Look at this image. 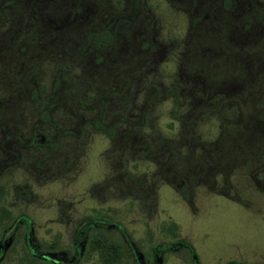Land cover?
<instances>
[{
	"label": "rangeland",
	"instance_id": "rangeland-1",
	"mask_svg": "<svg viewBox=\"0 0 264 264\" xmlns=\"http://www.w3.org/2000/svg\"><path fill=\"white\" fill-rule=\"evenodd\" d=\"M129 1L107 0L111 6L108 10L113 12L116 4L122 5L120 9L125 8ZM176 2L173 5L168 0H144L142 7L148 11L145 15L148 20L135 17L138 31L146 34L150 41L152 38L155 49L148 63H134L133 69L139 71H134V77H130L132 90L128 85L126 91L135 94L138 83L141 88L152 83L154 97L146 114L142 113L143 109L141 113L139 110V106L148 101L143 100L148 95L145 89L136 94L135 99L133 95L129 109L119 114L129 123H121L123 134L114 144L115 152L118 151L120 158H125L120 159V176L113 173L112 165L104 157L112 153L113 144L109 148L108 140L100 132L84 131L85 135L81 137L87 140L82 160H86L87 165L82 172L77 170L69 177L40 185L27 179L36 199L23 208L19 203L16 209L23 210L32 218L35 235L44 241L55 237L61 243L67 241L73 222L90 213L91 209L98 208L122 226L138 251L146 254L150 247L153 251L158 250L162 259L160 264H224L230 260L264 264V173L253 170L255 163L238 153L249 151L259 143L240 136L217 140L222 134H227L239 109L241 112L248 110L247 104L240 105L239 99V103L236 101L237 110L232 104L233 96L249 103L253 119L257 111L264 110V88L259 87V81L264 77V38L254 46L251 45L257 32L248 37L251 41L247 40L243 45L231 37L227 41L219 38L217 42L218 36H212L216 32L215 26L209 25L211 21L208 18H197V24L190 28L192 12L187 11L184 2ZM234 6L233 13L239 16L248 14L252 5L251 0H241L234 2ZM253 8H256L253 14L262 16L259 19L264 20V0H255ZM263 23L261 21L262 26L255 29L263 30ZM219 31L220 28L217 29ZM232 32L228 31L229 34ZM248 46L253 49L247 50ZM55 53L41 56L31 64V76L37 81L38 88L40 83L49 84L51 74L53 76L57 71L74 79L83 78L79 76L81 73L74 59L64 61L66 56ZM124 57L121 51L120 61H130L129 57ZM216 60H219L218 64ZM6 64H0V71ZM206 80L210 82L206 83ZM112 84L106 82V89L113 88ZM173 89L175 92H171ZM246 90L257 91L256 96L252 93L248 98ZM193 114L197 115L187 129L184 127L186 120ZM83 115L76 118L73 114V123L81 124ZM242 115L238 127L244 131L247 130V121ZM102 116L105 123L110 121L107 115ZM41 118H44L43 115ZM74 128L77 130V127ZM241 129L234 132L241 134ZM125 133L130 134L127 139L122 138ZM188 134L193 136L189 137L191 145L186 138ZM160 142H171L176 147L165 155V149L164 152L160 149L163 148ZM124 143L128 148L127 154L120 153L125 148L122 147ZM198 143L210 144L211 151L218 149L217 143H220L227 150L222 151L223 154H200L197 152ZM233 147L237 153L230 150ZM191 149L192 153H189ZM184 156L186 159L180 165ZM206 158L212 161L207 170L196 174L184 170V163L188 162L189 166L196 168L197 163ZM220 172H227L226 176L216 174ZM8 175H3V178L8 179ZM102 179L106 184L108 179L112 183L98 193L92 187ZM113 181L119 189L115 195ZM59 201L71 203V220L68 223L58 219ZM171 223L175 225V238L169 227ZM177 239L193 248V258L182 246L169 248ZM79 264L100 263L94 254H89ZM120 264H134L123 242Z\"/></svg>",
	"mask_w": 264,
	"mask_h": 264
},
{
	"label": "flooded vegetation",
	"instance_id": "flooded-vegetation-1",
	"mask_svg": "<svg viewBox=\"0 0 264 264\" xmlns=\"http://www.w3.org/2000/svg\"><path fill=\"white\" fill-rule=\"evenodd\" d=\"M58 1L71 3L69 9L58 13L55 9ZM0 3L5 8L0 5V34L7 39L0 42L1 63L15 62V69L26 56L36 61L56 51L55 55L66 56L64 61L74 59L76 65L84 62L85 66H90L83 76V89L74 90L79 93L80 107L71 104L73 91L69 89L72 88L73 77L61 78L60 74H55L49 84L40 83L38 88L34 76L26 81L18 70L15 74L3 73L4 69L0 71V264H79L88 256L87 236L83 231L86 225L115 231L116 240L120 246L125 243L134 264H160L162 259L158 250L153 251L150 247L146 254L138 251L130 237L122 233V226L101 209H91L90 213L76 219L69 239L62 243L58 237L50 241L39 239L35 235L32 218L23 210L16 209L19 203L23 208L36 199L27 179L40 185L69 177L77 170L82 172L87 165V161L82 160L87 140L81 137L85 135L84 131L100 132L108 140L109 148L113 144L112 153L104 157L112 165L113 173L120 176V155L114 148L120 136V122L115 116L122 97L118 76L121 51L126 59L130 54L127 46L136 45L140 33L132 23L136 22V13L130 10L121 15L120 11L125 8L120 9L121 4H116L113 6L112 24L106 25L105 17L111 16L107 0H0ZM15 3L18 9H12ZM42 3H49L48 11L40 10ZM75 3L82 7L80 14L71 8ZM125 17L130 19V25L123 26L128 29L129 40L121 32L120 22ZM99 32L107 35L108 41L103 37L95 40L96 36L92 34ZM74 34H77L76 41H72ZM46 35L51 40L41 42V37ZM144 40L146 45L142 49L140 43ZM46 49H50L49 53L42 55L41 50ZM154 49L152 38L150 41L146 34L143 35L137 49L132 48L129 55L130 77L134 75V63H148ZM138 54L142 58L136 59ZM108 81L113 83V88L106 89ZM73 108H79L76 110L84 114L83 127L73 123ZM102 114H113V117L108 116L110 121L105 123ZM5 174H9L8 179L3 178ZM104 179L92 187L96 192L101 193L112 183L108 179L106 184ZM112 185L115 195L119 189L116 182L113 181ZM58 209L59 221L68 223L71 220V203L59 201Z\"/></svg>",
	"mask_w": 264,
	"mask_h": 264
},
{
	"label": "trees",
	"instance_id": "trees-1",
	"mask_svg": "<svg viewBox=\"0 0 264 264\" xmlns=\"http://www.w3.org/2000/svg\"><path fill=\"white\" fill-rule=\"evenodd\" d=\"M143 1L144 0H130L129 1L130 3L129 2L126 3L125 10L120 11L121 15L123 14V12H128V11L132 10L133 12L136 13V17L140 16V17H143L144 20L145 19L148 20V18H146V16H145L148 13V11L145 10L144 6L142 7ZM168 1L170 3H172L173 5H175L177 3L176 0H168ZM236 1H241V0H184V1H182V4L184 2L183 6L185 5V7L187 8V11L192 12V17L190 18V28H191V26H194L197 24V18H201V19L202 18H205V19L208 18L209 21H211V23H209V25L215 26L216 32L215 33L212 32L213 34L212 33L211 34H212V36H214V35L218 36L217 42H218L219 38L223 39V40L225 39V41H227V38L229 40V37H231L233 40L241 42L240 44L243 45V43H245L248 40V37H251V35H253L254 33L257 32L258 33L257 37L253 41L254 43L251 46L258 45L260 43V41H262L264 38V23H263V27H262L263 30L260 29L261 31H258L255 28H256V26L261 25V21H264V20L259 19L262 16L259 17L258 14L257 15L253 14L255 9H256V8H253L255 0H251L252 6L248 9L249 13L248 14L247 13L241 14L239 16H235L233 13V10L235 9L234 2H236ZM244 1H249V0H244ZM242 2H243V0H242ZM56 3H55V9L58 13L69 9V6L71 4V3L65 2V1H58V4H56ZM48 4L45 5V3H42L40 5V10L41 11H48V9H49ZM182 4H181V6H182ZM0 5H2V4L0 3ZM4 5H5V3H4ZM16 5H17V3H15V6L12 7V9H18V6L16 8ZM74 6L75 7H71L73 11L75 10V11L79 12L80 9H82V7L77 6L76 3L74 4ZM89 6H92V5L89 3ZM142 8H144V10H142ZM2 9H5L3 7V5H2ZM207 11H208V14L205 15L207 13ZM217 14H220V15H217ZM110 15L111 16L105 17L106 25L112 24V18H113L112 12L110 13ZM242 20H244V21H242ZM129 21H130L129 17H125L120 22V24L122 26L121 32L125 33V34H122V36H124L125 39H127V40H129V34H128L129 32H128V29L123 28V26H125V27L129 26L130 25ZM132 23H134V25H135L134 27H137L136 22H132ZM218 28H220L219 32H217ZM136 29L138 31L139 28L137 27ZM229 30H231V32L232 31L233 32L229 34L228 33ZM58 33H59V31H58ZM211 34H210V36H211ZM76 35L77 34H74L72 36V41L78 40V39H76ZM92 35L96 36L95 40L103 37V39H106L108 41V36L105 34H101L100 32L92 34ZM142 36L143 35H141L140 33L137 35L135 49H137V45L139 44V42H141ZM3 37H4V35L0 34V42L4 41ZM45 38L41 37L40 41L43 42V41L51 40V38H48V35H46ZM4 39H5V41L7 40L6 36L4 37ZM200 40H203V39H200ZM248 41H251V40L249 39ZM145 45H146L145 40L142 41V43H140V47L142 49L145 48ZM152 45H153V42H152ZM251 46H248V48H246V49L247 50H249L250 48L253 49ZM132 48H133V46L131 48H128V46H127L128 53L132 51ZM46 50H47V52H43ZM46 50H41L42 55L49 53L50 49H46ZM245 52H247V51H245ZM129 55L127 57H129ZM74 57H75V55H74ZM139 58H142L141 54H138V57L136 59H139ZM33 59L34 58H32V57L26 56L25 59H23V63L18 64V66L16 67L17 69L16 68L14 69V67H13V65H15V62H11V63L7 62L8 64L4 67V70L9 71V72H13L12 74L17 73L16 71L18 70L19 74L22 75L23 77H25V79L27 78V80H28L30 77H32L31 76V74H32L31 64L33 65V62H35V61H33ZM216 59H218V58H216ZM225 59H228V58H225ZM138 62H140V61H138ZM216 62L218 64L219 60H216ZM210 63H211V61H210ZM237 63L240 64V61L238 59H237ZM0 64H1V62H0ZM77 65L79 68L78 70L81 73L79 76L83 77L85 74V70L88 68L89 65L85 66L84 62H81V63L78 62ZM212 65H215V63ZM131 67L132 66H131L130 62H126V61L122 62V65L120 67L121 72H120L118 78L120 79V88H121L122 97H121L120 109L117 111V114H115V116H117V115L119 116V114H123V112H125V109H129V107L132 104V96L135 95V97H134V99H135L137 97L136 94H138L140 91H144V89L146 90V93H148V95H145L143 100H145V101L148 100V101L146 103L144 102L143 105L139 106V110L141 113V111L143 109L142 113L146 114L150 109L151 99L154 97V94H153L154 93L153 92L154 86L152 85V83H149V82H148L149 85L147 87L144 85L142 88H141L140 83H138L137 84L138 87L137 88L135 87V91H136L135 94H133L131 92L127 93L126 89H127L128 85L130 86L129 89L132 90V82H131L132 78H130V76H129L130 75L129 68H131ZM240 70H242V69H240ZM135 71H136V69H135ZM137 71H139V69H137ZM5 73H7V72H5ZM55 74H57V76H58V74H60V73L57 71L54 73V75ZM53 76H51V78ZM68 77L69 76H67V74H65V76L61 75V78H68ZM133 77H134V75H133ZM70 78H72V77H70ZM82 80H83V78H82ZM82 80L81 79L78 80V79L73 78L72 88L73 87L74 88L69 89L70 92L73 91L71 104L73 105V103H75L73 105L74 107H76V106L80 107L81 106V103H80L79 99L77 98V96L79 97V93H76L74 90L81 91L83 89ZM205 82L209 83L210 81L206 80ZM244 86H245V88H248L247 85H244ZM259 87L264 88V77H261V79L259 81ZM259 87L257 90L260 91ZM157 89L158 88H156V92L158 91ZM173 91H174V89L171 90V92H173ZM149 93H150V95H149ZM246 93L248 94V98H249V96H250L249 94H252V93L254 94V96H256L257 91L251 92V90H246ZM244 95H246V94H244ZM125 98H126V101H125ZM245 98H247V97H245ZM238 99L241 101L240 105L247 104V106H246L248 108L247 112L245 111V109H244V112H241L240 109L237 107V103H239ZM236 101H237V103H236ZM77 102H78V105H77ZM232 104L236 109L237 108L239 109V112L237 113L238 115H237L236 119H234V122L230 125V128L227 129V134H222L219 138H217V140L219 142V141H222V140L227 139V138L232 137V136H240L241 138L246 139L248 141H257V143H259V144L256 145L255 148H249V151H241L238 153H240L242 156H246V159L249 158L252 164L255 163V166L252 167V169L254 168L253 170L262 171L264 173V110L262 112L257 111L255 113L256 117L253 119L251 117V113L253 112V110H250V106L248 105L249 103L248 102L246 103V100L243 101V99L241 100L239 97L233 96L232 97ZM219 107H221V106H219ZM219 107H217V108H219ZM76 109H79V108H76ZM76 109L73 108L74 116L76 118H79L81 116V112L77 111ZM106 111L107 110H105V112ZM241 113L244 114L242 116H245L246 121H247V130H244V131L238 127V121L240 119ZM110 115H108V116L113 117L112 115L111 116ZM194 115H197V114H193L190 119L186 120V125L184 127H186L187 129H190V127L192 126V122H193L192 118H195ZM116 118L120 122V125H121V123H125V124L129 125L128 121L126 119H124V117L119 116ZM120 128H121V126H120ZM237 129H241L242 133L236 134V132H234V131H236ZM121 131L119 130L120 136H121V134H123V130H121ZM190 135L188 134V136L186 138H188L187 140L191 145L192 142H190L191 139H189V137H191L192 135L191 136ZM120 136H119V138H120ZM125 136H127V137H125ZM129 136H130V134L127 135V133H125L124 136L122 135V138L127 139ZM192 138H193V136H192ZM160 143L162 144L163 148H160V147L159 148L162 149L163 152L165 149V153H164L165 155H166V152L171 153L170 149L176 147V144L171 143V142H170V144L162 143V142H160ZM120 144H122V143H120ZM165 145H166V147H164ZM217 145H218V149H213V151H211L212 148H211L210 144H201L200 145V143H198L199 148H198L197 152L200 154H205V155H211V154L216 155V154H223L221 152L227 150L226 148L221 147L222 144L217 143ZM126 146L127 145L125 143L122 145V147H125V148H123V150L122 149L120 150L121 154H122V152L125 154L128 153V148ZM230 150L235 151L234 147ZM230 150H228L227 152H229ZM189 153H192V149L189 151ZM169 155L170 154H168L167 156H169ZM167 156H165V157H167ZM185 156L182 157V159L180 160V162H179L180 165H182L183 159H186ZM120 159H125V158L122 157ZM258 159H259V161L256 162ZM209 163H212V161L210 162V160L208 158H206L204 161L201 160L200 162H198L197 167L195 168L193 166H189L188 162H186V163H184V170L186 169L185 171L187 173L194 171L195 172L194 174H196L197 172L207 170V165ZM171 166H173V164H171ZM187 173H185V174H187ZM226 173L227 172H224V173L220 172V173H216V174H219L221 176L222 175L226 176ZM169 227L172 228V232H174V238H175L177 236L176 232H175V225L173 223H171V225ZM83 231H84V234L87 236L86 251H87L88 255L94 254L96 256L97 262L100 264H120L121 263L122 246H120V244L116 240L112 230H102L100 226L86 225L85 227H83ZM122 231H123L122 233H124L128 237H130L124 231L123 228H122ZM178 246H182L183 248H185L186 251L188 252V254L191 256V258H193V256H194L193 248L183 240H178V239L174 240L169 245V248L170 247L171 248L178 247ZM26 261L28 262L27 259H26ZM30 264H32V263H30ZM46 264H48V263H46ZM224 264H244V263L234 261V260H230Z\"/></svg>",
	"mask_w": 264,
	"mask_h": 264
}]
</instances>
